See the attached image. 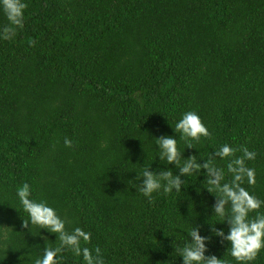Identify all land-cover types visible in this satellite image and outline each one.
<instances>
[{"label":"trees","instance_id":"16d2710c","mask_svg":"<svg viewBox=\"0 0 264 264\" xmlns=\"http://www.w3.org/2000/svg\"><path fill=\"white\" fill-rule=\"evenodd\" d=\"M25 2L23 26L0 39V264H36L59 246L56 233L28 221L17 196L24 184L68 232L89 233L81 247L99 248L105 264H183L192 228L207 237L206 257L241 264L215 234L230 225L213 213L206 169L151 199L135 185L147 166L179 174L155 145L171 135L182 162L211 161L222 183L233 180L228 164L253 152L244 165L255 183L242 186L264 202V0ZM6 25L0 11V31ZM188 111L209 131L191 147L174 129ZM225 144L236 151L222 159ZM258 215L264 203L248 218ZM246 264H264V249Z\"/></svg>","mask_w":264,"mask_h":264},{"label":"clouds","instance_id":"9594fccd","mask_svg":"<svg viewBox=\"0 0 264 264\" xmlns=\"http://www.w3.org/2000/svg\"><path fill=\"white\" fill-rule=\"evenodd\" d=\"M26 8L25 0H0V11L8 21V25L0 31V39H11L15 35L16 29L23 26ZM174 129L176 133H180L182 139L187 141L186 146L189 147L193 146L191 141H199L201 137L209 136L208 128L194 111L185 112L175 124ZM65 145L71 146V141L65 139ZM155 145H158L160 160L166 164H175L179 169V174L174 175L173 171L168 169L155 172L149 170V166H147L142 174L137 173V179L142 178V184L135 185L138 191L148 199L152 198L153 193H159L161 190L164 193L172 190L180 192L184 181L181 180V176L186 177L194 171L206 169L209 185L207 188L218 197L213 206V213L220 217L218 221L227 220L230 225L227 234L220 229H215V234L230 242L231 255L241 264L254 260L260 250L264 249V215H258L256 219L250 220L248 214L250 211L259 209L264 202L250 194L242 186V183L245 177L248 184L255 183L254 170L244 165V159H252L255 154L245 148L242 158H236L228 164V170L233 173V180L231 183H222L223 170L217 168L211 161H205L201 165L194 157H189L182 162L181 157L183 156L178 148L176 137L171 135L155 137ZM235 151L231 146L225 144L221 146L216 155L223 159L233 156ZM17 196L24 210L29 214L28 221L31 222V225H39L40 229H47L59 237V246L46 248L42 258L37 260L36 264H63L62 253L66 250L82 255L86 264H105L99 248L93 251L88 247H81V242L85 244L89 242L90 234L81 228H75L72 232H68L65 222L53 207L29 198L30 187L28 184H24L17 190ZM187 231L191 236V242L185 243L179 252L183 258V264H220L219 259L214 255L205 256L207 237L201 236L197 228Z\"/></svg>","mask_w":264,"mask_h":264}]
</instances>
